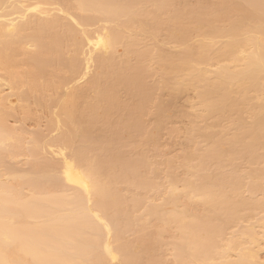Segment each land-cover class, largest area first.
<instances>
[{
	"label": "bare ground",
	"instance_id": "obj_1",
	"mask_svg": "<svg viewBox=\"0 0 264 264\" xmlns=\"http://www.w3.org/2000/svg\"><path fill=\"white\" fill-rule=\"evenodd\" d=\"M217 1H219L217 4L215 0L214 2L212 1L213 4L209 0L206 2L203 0L200 1L202 2L201 4H198L199 2L196 0V2H198L196 3V6L198 5L197 9H194L192 4L188 5L186 3L187 6H192L190 10L186 6L187 11L186 8H183V10L174 8L176 7V5H174L175 0H69L68 9L71 8L70 10H73L72 12L78 11L81 12V14L83 12L82 16H85V13H91V15H93H87L89 16L87 18L85 16V22L88 23V26L84 24V27H90L91 29L95 28V26H93L94 24H91V20L97 25L96 19L99 23H103L100 27L95 28L96 30L92 29L94 31L86 28L83 29L81 24L80 27L83 29V32L80 35L77 34L75 25L74 30L76 33H71L73 30L71 27L66 26V28H69L68 32L66 28L65 31L62 29L65 25L61 28L63 32H66L67 38H65L67 41H71L73 38L71 41L72 43L74 42L73 45L81 49L87 47L84 48L86 51L83 49V51H81L78 48V50L81 51L79 52L78 50H72L76 46H71L73 48L70 51H74V53L69 59L66 58L68 59V67L71 69V73L69 72L70 78L71 75H75L76 71L79 69L84 72V76L86 75L87 78L90 76L92 77V75H90L92 73H90V70L92 71L95 66H97L99 70L102 69L101 72L95 73V76H93L94 79H92L96 97L86 104V109L84 111L83 109L80 110V108L79 110L81 112H78L77 105H79V103H77L78 100L76 99H78L81 93L77 95H75V93L73 95L74 92L72 93V91L69 90L73 87L71 86L68 90L72 94L67 92L68 97L67 93H65L68 99L59 105L60 108L57 111L58 115H56L58 122L55 119L56 117H54L55 113L54 115L51 113L49 116H53L52 119L54 118L53 121L50 119L52 121L50 125H55L58 128L59 124L57 123H60L64 124L67 128L66 130L62 129L64 133L66 132L64 135H61L59 132L61 137H57L58 145L56 146L58 148L63 147L71 150V155L69 157H65L64 155V158L62 157L63 160L61 159V150L56 148V151H52L55 155H61H58V157L60 156L59 159L61 162L58 167H60L53 177L47 178L50 171H45L46 174H48L46 177V174H42L44 171H42V173L39 172L40 169L38 170L39 173H35L37 170H33L34 172L31 171L34 173L35 177H29L30 179H26V181L21 184H18L19 181L17 184H14L15 176L14 179H12L14 180L13 182L10 178L3 181L2 177H0V264H165L162 262V258L157 256L156 252L154 254V246L157 251L156 245L158 243L155 238H162V236L164 237L163 233H169L172 230H176L179 234H177V237L175 234L172 235L173 231L169 233L172 235L170 236L173 239H171L173 242L171 241L170 243H175L173 245L175 249L174 257L177 264H264L260 258L261 253H264V192H262L264 191V186H262L264 185V179L262 175L260 176L259 173H256L258 171L255 169L244 170L246 174L242 173L243 170L240 171L241 168H239V164L237 165V161H243V159L245 160L244 163H247L249 166L257 165V163L263 165L264 163V0ZM25 2L28 3L27 0ZM49 2L51 1L49 0ZM190 2L191 1H189V3ZM24 3L20 0H0V70H4V73L7 71L9 73H5L8 75L7 77L9 78L10 76V78H12L8 85L12 84L11 87H14L10 88V86L7 85V89H12L11 92L14 93L13 89L17 90L20 88L19 86H22L25 87L23 91L26 90V94H36L37 97L38 94L34 93L37 89L36 91L39 93L40 90V94H42L38 97L43 100V94L46 93L45 90L48 84L45 86L41 83L43 82L41 80H43V78L45 79V77L42 78L43 75L41 77H39V75L46 71V74H48L44 76L48 78V76H50V71L48 69L50 64L55 67L56 65L54 62L56 64L59 62L57 58L60 57L57 56L62 53L60 52L62 48H60V44L62 42L61 38H63L62 36L64 35V33L59 30L62 25V20H59L56 16L53 19L54 13L53 15H49V11H47L50 8L46 10L40 7L41 4L39 3H34V5H32L29 2L28 4H31L32 8H29V5L27 6L26 4L27 7L23 6ZM52 3L56 2L52 1ZM65 3L66 2H64L63 5H65ZM192 3L194 2L192 1ZM60 4L58 3L57 5L59 6ZM36 5L39 6L41 10L38 7H34ZM181 7H183V5H181ZM53 9L56 10V8ZM64 10L63 12H68L70 16L69 13L71 11ZM58 12H60V9ZM74 13L77 14V12ZM46 14L47 16H52V19L41 17L43 15L46 16ZM81 14L78 13V15ZM94 14L98 15L95 16V20H93ZM68 15H66V19ZM90 16L91 20L89 19V21L88 18H90ZM76 19L79 20V18ZM64 21L67 20L64 19ZM81 22L83 23V18ZM57 23L59 24L57 25ZM55 26L59 27L58 29L56 27V29L61 32L59 36L56 34L57 30ZM162 28H165L167 31ZM161 29L164 32L166 31L165 35L170 39L169 40L168 37L165 36V39L166 37L168 39L166 41L173 40L172 42L175 41L174 43L177 42V44L184 46L185 50H182L184 52H180V55L168 53L166 56L163 53L164 56H161L162 52H160V50L162 51V49L158 48L160 53L155 54L154 49H151L149 46L147 47L148 49L145 50L140 47L141 42H143L145 38L149 37L148 40H150V37L155 39L159 35V32L160 34L163 33ZM77 30L79 31L80 29ZM74 33L75 35H72ZM60 34L63 35L60 37ZM159 36L161 37V35ZM65 38L64 40H66ZM63 42H65L66 46L68 45L66 41ZM158 43H161L159 39ZM163 43L165 42L163 41ZM169 43L167 42V44ZM118 44L124 48L128 56L124 55L123 57L125 59L129 60V56H135L132 58L133 61L132 59L131 61L129 60L131 62L130 64H128L129 62L127 61V63L125 59L117 60L118 58H122V56H119L120 54H116L117 50L115 48L120 47ZM159 45L160 44H158V47H160ZM27 46H29V48L30 46L34 48H31L33 51L31 52L29 50V52ZM182 46H180V48ZM158 49L155 50L158 52ZM67 50L68 49L63 51L65 55H67ZM75 53L77 55H80L79 53L85 55V59L84 56L81 55L84 61L78 57V60L80 58L83 64L81 61L77 60ZM60 55L62 58L59 60L62 61L65 56H63L64 54ZM115 55L119 57L116 58ZM121 55H123V53ZM23 56H28V58L25 59L29 61L24 59L26 61L25 64L31 62L33 64H31L32 67L34 66V70L29 68L30 71H28L27 65L25 67L21 64L24 60L20 57ZM54 57L56 58L52 64ZM135 58H137L136 61L140 60L143 65L145 67L147 65V67L140 66L139 62L134 61ZM147 60L149 62H154L156 65L153 64L155 70L152 74H147L151 69H148V64L151 63ZM124 61V66H122V62ZM146 61L147 63H144ZM59 63L61 64V62ZM131 64H133V67H131ZM20 65L24 66L26 70L18 67ZM31 65H28V67H31ZM59 65L58 69L60 70L61 68ZM91 65L92 69H90ZM128 65L131 68H128ZM120 66L127 69H121ZM54 67H51L52 70ZM18 68L26 72H21L20 69L16 71ZM56 69L54 68V71H56ZM72 69L74 71H72ZM31 70L33 72H31ZM29 72L30 75H33L30 77L31 80H29ZM60 72H62L63 75L65 73L61 70ZM72 72L75 73L73 74ZM82 72L80 74L82 76L80 77L81 79L84 78ZM24 73L25 75H22ZM53 73L55 72H52L51 77ZM78 73L80 72H77L76 76H78ZM15 74H17V76ZM153 74H157V77L160 76L161 80L163 77L166 79L164 82L161 81V86L158 85L162 88L164 83L163 88H165V90L160 88L163 91H166V86L168 90V85L171 82L170 80H172V83H170L171 87L173 83L174 87L172 91H169H174L177 95L178 92L183 90L186 91V89L196 91L195 94H198L196 95L198 98H196L198 101V105L196 106H198L199 109L195 107L200 112L195 114V118L198 117L194 119L195 122L191 120L193 124L190 125H192L193 128L189 130V132L192 134L194 130H198V134H200L201 138L202 136L206 139H211L214 136L216 138L213 139V143L212 139L209 140L210 148L207 147L205 152L202 151L198 154H196L197 152H189L190 154L187 152V156L184 154V160L182 159L184 162L180 165H183V168L188 171V174L190 173V176L186 177L188 175L185 173V178L183 177V180L180 179V181L182 180L183 182V184L182 182L179 183L181 189L178 183H174L177 182L175 179L178 178H174L173 182H171L172 184L169 183L170 187L166 189L168 191L166 192L168 197L165 194L167 198L165 200L162 198L163 201L161 203L156 199L155 201L158 204L156 202L148 203L150 205H147L146 209H144L147 204L146 200H150L151 198L147 199L144 198L145 195L140 197L136 195L135 199L131 197V199L133 198L132 201L128 199L129 202H127V198H124L126 195L122 197V192H120V194L117 188L122 187L125 185L123 183L126 182L125 186H128V191H130V185V187L134 188V190L132 188L131 190L139 191V189H141L142 191L144 189L147 195V192L154 190L155 186H159L158 184L156 185L150 182L151 179H148L144 174L142 176V173H139L138 166L144 168V162L149 161L150 158L144 161L141 157L144 155V153H142L140 157L144 162L140 159L131 162V160L133 161L135 158L139 157L135 156V158L132 159L130 155L129 159H127L129 155L127 153L128 155H125H127L126 160L128 161H126L124 160V153L127 151H123V149L126 150L125 147L121 148V151L120 148L119 150L116 148L119 146L120 139L124 141L126 139L121 135L128 132L127 141L129 140V136H132L134 139L136 138L133 137V133L129 134V131L133 130H131V128H134V131L138 128V133L144 131L139 129V127L144 124V119H141V117H145L144 108L149 106L148 103L149 100H151L149 99L150 95H154L152 91H155L157 87L155 83H152L153 87L155 85V90H153L148 86L145 87L144 83L149 77L152 78ZM59 75H61V73H59L58 76ZM26 76L28 78L26 79L30 81L29 84H24V81L28 83L26 79L23 80ZM112 76H114L113 80ZM17 77H22L21 80H23L22 83L24 85L17 82L20 81ZM4 78L3 81L5 80ZM38 78H42L41 80L39 79L41 83L40 87L38 85L39 83L36 81ZM47 78L45 80L50 82V77ZM56 78L59 80V77ZM74 78L76 79L73 80L72 76L71 80L74 84L78 80L79 83L82 81L78 79V77ZM65 79L67 80L69 77L67 78L66 76ZM7 81L9 82V80ZM48 81L46 82L48 83ZM54 82L56 83L58 81L56 80ZM59 82L62 83V80L60 79ZM69 82L70 79L66 82L67 84L65 83L68 85L67 87L71 85L68 84ZM157 82L158 81H156V83ZM3 83H5V81ZM19 83L20 85L18 86ZM51 83H53V81L50 82L48 87L53 84L54 86L56 85L55 83L51 85ZM146 83H148V81ZM6 84L7 83L4 84L5 87ZM42 84L46 88L43 87ZM121 84L123 86L125 85V89L127 88L128 96L130 93L132 94H130L131 97L128 98L132 99V96L139 98V100L137 99L138 102L136 105V98L134 100V97V104L132 103V106L129 104V106L126 105L130 100L123 102V104L126 103L125 105L127 107L120 104L117 98V91L119 90L118 86L122 88ZM1 85L0 88L3 89ZM27 85L29 86L27 87ZM15 86L18 87L15 88ZM30 86L35 89H29L31 88ZM75 86L76 85H74V87ZM26 87L28 89H26ZM42 87L45 89L44 92ZM51 88L52 87L47 89L51 91ZM56 88L57 86H55V88L53 87V89ZM19 90L22 91V89ZM28 90H32L34 94L29 93ZM73 90L75 92L77 91V89ZM122 90L124 91V87ZM15 93L17 94V91H15ZM18 94L17 96H19ZM21 94H23V96H21ZM21 94V97L19 96L21 98L20 101L25 98L29 99L28 97H30L28 94V97L24 95V92H21ZM11 95L13 94L11 93L10 96ZM47 96L44 98L47 99ZM11 97H9V99ZM1 98L0 100H2ZM5 98L6 103H4L9 105L10 103L8 104L7 102L9 99H7V97ZM53 98H51L52 101L54 100ZM154 98L155 97H153V99ZM158 98L156 97V99ZM56 99L58 100V98ZM160 99L161 98H159V100ZM34 100L35 98L33 101ZM41 100L37 101L44 104L45 102L43 103V101L45 99L43 101ZM55 100L53 102H47L54 103L56 102ZM3 101L5 100L3 99ZM59 101L58 104L61 102ZM171 101L172 100H170V102ZM24 102L25 101H22V103ZM166 102L170 104V102ZM4 103L0 111L3 110L2 112H4L5 115L7 109ZM28 103L30 104L31 102ZM129 103L131 104V102ZM56 104H52V107ZM11 106L12 105H9V107H7L8 110H10ZM22 106L23 105H21V107ZM30 106L32 107V105ZM35 106L33 108H35ZM44 106H49V104H44ZM165 106L168 107L167 105ZM4 107L6 111H4ZM102 107L104 108V113L100 114L98 110ZM120 107H123V109H121L123 111H127L128 109V114L126 116L127 120H119V122H114V120L111 121L113 113L115 112L114 110H120ZM22 108H24V106ZM13 109H11V111H13ZM50 109L47 107L45 110L50 111ZM14 110H16L15 112L17 114V109ZM156 111V115L158 116V118L156 116L157 120L166 121V117H164L166 112H163L164 107L160 105L157 108L156 106ZM30 112L31 110L29 109L28 114H31ZM24 113L26 112L23 111L22 114ZM153 115H155V112ZM6 116L8 115L6 114ZM0 117V121H4L2 113H0ZM209 120L210 122L214 121V123L212 122V125L207 123V126L200 127L199 124H197L198 127L196 126V122L198 121L202 124ZM97 122L103 123L105 127L107 125V129L109 128L108 132H111V134L109 135L107 132L108 134L106 136L102 131L104 136L101 134L102 137H100L99 140H90V133H92L91 127ZM2 123H0V165L5 156V152L11 149L12 145L14 150H19L21 147L17 145L19 139L14 142L12 139L13 136H9L11 130L7 132L6 128L5 130L2 129ZM62 126L60 127L63 128L64 126ZM194 126L197 128L194 129ZM4 127L5 126H3V128ZM202 127L204 128L201 130ZM124 128L127 129L124 130V132H127L121 134ZM216 128L218 131H216ZM231 130L232 132H230ZM119 131H121V133ZM137 132H134V134ZM196 132L197 131L194 133ZM211 132H213V134ZM228 132L231 134L225 136ZM146 134L148 135V133ZM44 136L41 141L48 138V136ZM132 138H130L131 141L133 140ZM144 138L141 140L145 141L146 139ZM37 139L39 140L38 143H41L40 139ZM37 139L35 138V140ZM141 140L139 143L142 144ZM148 140L150 141V139L147 138V145L149 143ZM133 142L137 141L133 140L132 143H129L133 144ZM34 143L36 144L37 141ZM222 143H225L226 146L229 145L227 151L221 149L220 146ZM44 145L46 146V144ZM40 146L41 148L45 147L43 144H39V147L37 145L36 148H39H37L38 151L40 150ZM54 147V143L53 145L51 144L50 148H52V150ZM142 148H145V146ZM57 150L61 153H57ZM38 151L35 150V153ZM8 153L12 156L13 150H10ZM49 153L51 154V152ZM40 161H43V159L40 158ZM152 161L149 163H152ZM129 162H131V164H129ZM139 162L142 165H140ZM2 163V165L5 164L4 162ZM155 163L157 162L152 163V167H155ZM212 164H214L213 167H216L214 168L216 172H214V170V173H212V171L211 173L206 172L211 170L210 166H212ZM45 165H50L49 161L45 163ZM148 168L150 169L151 167ZM6 169L9 168L7 167ZM10 169L14 170L13 168ZM44 169L45 168H43V170ZM144 170L146 171V168H144ZM152 170L154 171V168H152ZM5 171L9 173L8 176L12 174L7 170ZM192 171L201 175L195 174V176H193ZM205 172L206 174L210 173V175H204ZM154 177L156 176H153V179ZM246 179L247 183L250 181V184H244L243 181ZM260 179L262 182L261 184L259 182ZM127 183L129 185H127ZM261 187L263 189H261ZM54 189L57 190V192H52ZM26 190L29 193H26ZM141 191L137 193L144 194V192L142 191V193ZM245 192L248 193V196H244ZM260 193L262 196L257 198ZM149 197L148 195V198ZM141 199H145V201ZM142 201H144L143 205L141 204ZM151 201H154V199ZM130 202H132V204H130L131 206H129ZM138 207H140L139 210L142 208L146 210L141 218L135 215L139 212L137 211ZM258 214L259 217L262 215V218L260 217L258 219V216L256 217ZM255 218L258 219L257 221H260L253 223L252 221H255ZM153 222L154 224L155 222L158 224L155 229L157 230L155 233L156 236L152 233V236L151 234L149 236L152 237V241L154 239L155 244H153L154 241L150 242V237L148 235L149 238L144 235L145 232L149 233V231L145 230H148L147 227H149V225H151L149 227L151 228ZM238 222L247 223V228H244V230L240 232L238 230L237 233L235 232L234 235L232 234L228 238H223L222 236L226 232L225 230H227L226 227L229 228V226L233 224V226L238 225ZM136 228L138 231L134 234L136 235L139 232V234L142 233L143 235L137 234L138 237L134 238V240L127 241L129 238H133L130 236ZM257 229H259L258 232ZM128 233L130 236L127 235ZM169 234L167 235L169 236ZM125 235L129 237L127 238ZM153 235L155 238H153ZM224 235H226V233ZM175 237H177V239ZM174 239H176V242H174ZM160 241V244L162 241L165 243L164 239H160Z\"/></svg>",
	"mask_w": 264,
	"mask_h": 264
},
{
	"label": "rangeland",
	"instance_id": "obj_2",
	"mask_svg": "<svg viewBox=\"0 0 264 264\" xmlns=\"http://www.w3.org/2000/svg\"><path fill=\"white\" fill-rule=\"evenodd\" d=\"M20 1H22V3H24L26 0H20ZM24 1V2H23ZM51 2H49V0H27V2L29 3H31L32 5H34V3L36 4V3H39V4H41L40 5V7H43L44 9H48V8H50V9H48L47 11H49L48 13H49V15H53V13H54V15H53V17L52 16H47V14H46V16L45 15H43V16H41L42 18L44 17V18H50V19H54L55 18V16H56V18L58 17V19L59 20H62V22H61V27H60V31L61 32H63V30L65 31V28H66V26H68V27H71L73 30H72V32L71 33H73V32H75L76 33V31H77V34H82V32H83V29H91L90 27H84V24H86L87 26H88V23L87 22H85V19L87 18V17H89V16H87V15H91V13H85L84 15L86 16V18H85V16H82V14H83V12H82V14H81V12H78V11H74V12H77V14H75L74 12H72L73 10H70V9H68V4H69V0L68 1H65V0H50ZM52 1L53 2H58L59 4L61 3L62 4V6H63V8H62V6H61V4L58 6L56 3H52ZM66 2L65 3V5H63V3L64 2ZM186 0H175V2H177V3H175L174 2V5H176V7H174V8H176V9H178L179 8V10H183V8H186V6H187V4L188 5H191L192 4V6L194 7V9L196 8H198L197 6H196V3H198V4H201L202 2H200V1H203V0H198V2H196V0H189V1H191L190 3H189V1H186ZM192 1L194 2V3H192ZM207 0H205V2H206ZM210 2H214V0H209ZM63 2V3H62ZM204 2V3H205ZM212 2V3H213ZM215 2H216V4H217V2H219V1H217V0H215ZM28 3H24L23 4V6H25V7H27L29 4ZM187 3V4H186ZM203 3V4H204ZM27 6H26V5ZM31 4L28 6L29 8H32L31 7ZM38 4V5H39ZM53 4H54V6H53ZM56 4V5H55ZM67 4V5H66ZM214 4V3H213ZM181 5H183V7H181ZM185 5V6H184ZM67 6V7H66ZM178 6V7H177ZM192 6H187L188 7V9L190 10V8H192ZM34 7H38V8H40L39 6H34ZM64 7H65V10H64ZM53 8H56V10L55 9H53ZM57 8H58V10L60 9V12H58V10H57ZM182 8V9H181ZM68 9V10H67ZM40 10H41V8H40ZM54 10V11H53ZM63 10L64 11H69L70 13V16L68 15V12H63ZM186 10H187V8H186ZM43 11V10H42ZM45 11V10H44ZM188 11V10H187ZM192 11V10H191ZM46 12V11H45ZM52 12V13H51ZM47 13V12H46ZM78 13L79 14H81V15H78ZM75 16H74V15ZM93 14V13H92ZM66 15H68L67 16V19H66ZM74 16V17H73ZM79 16V17H78ZM91 16H93V15H91ZM91 16H90V18H88V20L90 19L91 20ZM95 16H98V15H95L94 14V17H93V20H95L94 18H95ZM52 17V18H51ZM62 17V18H61ZM73 17V18H72ZM76 18H79V20L78 19H76ZM82 18H83V23L81 22L82 21ZM64 19L65 20H67V21H64ZM58 20V21H59ZM89 20V21H90ZM96 21H97V23H98V25L94 22V21H92L91 20V24L93 25V26H95V28H98V27H100L101 25H103V23L102 22H100V23H102V24H100L99 23V21L96 19ZM68 22H71V23H68ZM77 24H76V23ZM68 23V24H67ZM59 23H57V25H58ZM83 26H82V25ZM65 25V26H64ZM74 25L76 26V28L74 27ZM78 25V26H77ZM80 25H81V27L83 28H81L80 27ZM60 26V25H59ZM62 26H64V28H62ZM97 26V27H96ZM56 27L57 26H55V29H56ZM78 27V28H77ZM59 27H57V29H58ZM63 30H62V29ZM74 28L76 29V31L74 30ZM95 28H92V29H95ZM55 29H53L54 31H56ZM69 28H66V30H67V32L69 31L68 30ZM77 29H80L79 31L77 30ZM91 29V31H94V30H92ZM163 30H166L165 28H162ZM161 29V32L163 31ZM82 30V31H81ZM96 30V29H95ZM167 31V30H166ZM165 31V32H166ZM57 33V35L59 36V33H61V32H59L58 30L56 31ZM81 32V33H80ZM165 32L163 31V33H164V35H163V33H161L160 34V32H159V35H161V37L159 36H157L155 39H152L151 37H150V40H148V38H145V40H143V42H141V48L143 49L144 48V50L145 49H148L147 47L149 46L151 49L153 48L154 49V53L156 54V53H160V52H162L161 54V56H166L168 53H170V54H174V53H176V55L178 54V55H180L181 53L180 52H184V51H182L183 49L185 50V47L184 46H182V45H179V44H177V42L176 43H174V42H172L173 40H171V41H166V40H168L169 39V37L167 36V35H165ZM64 33V35L62 36L61 34H60V37L62 36L63 38H61V46H60V48L62 49H60V52H62V53H60V54H64L63 56H65L63 59H62V61H60L59 59L60 58H62V56L60 55V54H58V56L57 57H60V58H57L58 59V61L59 62H61V64L59 63V62H57V64L54 62V60H55V58L56 57H54L53 58V60H52V64H53V62H54V64L56 65L55 67H54V65H51L50 64V66H49V71H50V76H48V78H49V80H51V81H53V83H55L54 81H58V82H56L55 84V86H57V88L56 89H53V87L55 88V86H54V84L53 83H51V85L52 86H49L48 87V85H50V82L48 81V80H45L47 77L46 76H44L45 74H46V71H45V73L43 74H41V75H39V77H41L42 75V78L43 77H45V79L43 78V80H41L42 78H38L36 81L39 83H37L38 85H39V87L41 86L40 84L41 83H43L47 88H49L50 89V87H52L51 89V91L50 90H48L43 84V87H45L46 88V90L47 91H50V92H47L45 89H43V87H42V89H43V92H44V90H45V92L46 93H44L43 94V100H41L40 99V97H38V96H41L42 94H40V90H39V93L35 90L34 91V93H37L38 95H37V97H36V94H34L33 92H32V90L33 89H35V88H32L31 86V88H29V89H32L31 91L30 90H28L29 91V93H31V94H34V95H30V94H28V96H30V97H28L27 96V94H26V90L25 91H23L24 89H25V87H22V86H19L20 85V83L22 84V85H24V84H29L30 83V81L29 80H31L30 79V77H31V75H30V72H29V80H27L28 78H27V76L23 79V80H25L26 78V82L28 81V83H25V81H24V84L22 83L23 82V80H21V78L22 77H17L18 79H20V81H17V82H20L19 84H18V86L20 87L19 89H22V91L21 90H19V89H13V91H14V93L13 92H11L12 91V89H10V88H13V87H11L12 86V84L10 85H8V83H10V79H12V78H10V76H9V78L7 77L8 75H6L5 73L7 72H3L2 70H0V80L1 81H3V78L4 77H6V78H4L5 80V83H7L6 84V87L4 86V84L5 83H3V82H1L0 81V85H1V83H2V85H1V87H3V89H1L0 88V92H1V94H0V98L2 99V100H0L1 101V106H0V109H2L3 108V103L5 102L6 103V98L5 97H7V99H9V97H11V96H13V97H11L10 99H9V101L7 100V102H8V104L9 105H14L15 106V108H14V106L12 107H10V110H8V108L7 107H9V105H7V104H5L4 103V106H6V109H7V112H5L8 116H6V114L4 115V112H2V111H0V113H2V115H3V119H4V121H0V123H2L3 124V126H5L4 128H3V126H2V129L3 130H5V128H6V131L7 132H10V130H11V133L9 134V136L11 137V136H13L12 137V139H13V141L14 142H16V141H18V139H19V142H17V145L20 147H18L19 148V150H14V148L11 146V149H9L7 152H5V156H4V158H3V156H2V158H3V160H2V162H4L5 164L4 165H2L3 163L1 162V165H0V174H1V176L0 177H2V179H3V181H5L6 179H8V178H10V180H12V179H14V176H15V181L14 180H12V182L14 181V184L16 183H18V181H19V183L18 184H21L22 182H24V181H26V179H30L29 177H35L34 176V173H32L31 171H35V170H37V171H35V173L36 172H38V170H39V172H41L42 173V171H44V173H42V174H46V172L45 171H50V173H48L49 174V176H48V174H46V177L47 178H51V177H53V175L58 171V168L60 167H58V165H60V154H58V155H60L59 157H58V155L56 154H54V152H52V151H56V148H58L56 145H58L57 144V139L58 138H60L61 137V135H64L65 133L62 131V129H64V130H66L67 128L65 127V125L64 124H60V123H57V124H59V126H58V128L54 125H50V124H52V121H53V119H52V117H49L50 115H51V113H52V115H54V113H55V116L54 117H56L55 119H56V121L58 122V119H57V116L56 115H58L57 113V111H58V109L60 108L59 107V105L62 103V102H64V101H66L68 98H66L67 96H68V93L69 94H72L73 92V95L75 94V95H77L78 93H81V95L80 96H78V99H76V100H78L77 101V103H79V105H77V110H78V112H81L80 110H82L83 109V111L86 109V104L88 103V102H90L91 100H93L95 97H96V92H95V88L93 87V84H92V79H94V77L93 76H95V73L97 74L98 72H101L102 71V69H98L97 68V66H95L93 69L91 68L92 67V65L90 66V69H92V71L90 70V73L92 72L93 73V70H94V73L92 74H90V73H86V74H90V75H92V77L90 76V77H88V78H90V79H88L87 77H86V75L84 76V72H82L80 69L79 70H77L76 71V73H75V75H71V78H70V73H71V69H70V67H68V59H69V57H72V55H73V53H74V51L72 52V51H70L73 47H71V46H76V45H73V43L71 42L72 41V39H71V41H67V35L65 34L66 32H63ZM70 33V34H71ZM75 33L74 34H72V35H75ZM168 33V32H167ZM166 33V34H167ZM77 34H76V36H77ZM69 35V34H68ZM78 35V36H79ZM163 36V37H162ZM165 36H167L168 37V39H167V37H166V39H165ZM194 36V35H193ZM192 36V38L194 39V37ZM66 37V38H65ZM69 37H70V35H69ZM68 37V38H69ZM64 38L66 39V40H64ZM161 38V39H160ZM163 38H164V40H163ZM152 39V40H151ZM158 39H159V41L161 42V43H158ZM70 40V39H69ZM155 40V41H154ZM170 40V39H169ZM63 41H66V43L68 44L67 46H66V44H65V42H63ZM163 41L165 42V43H163ZM71 44H69V43ZM148 42V43H147ZM154 42H155V45H154ZM157 42V43H156ZM167 42L169 43V44H167ZM146 44V45H145ZM152 44V45H151ZM158 44H160L159 46L160 47H158ZM162 44V45H161ZM165 44H167V45H165ZM62 45H65L66 46V48H65V46H62ZM119 46H120V44H118ZM117 45V46H118ZM144 45H145V47H144ZM156 45H157V47H156ZM116 46V47H117ZM154 46H155V48H154ZM162 46H164V47H162ZM180 46H182L181 48H180ZM68 47H70V48H68ZM123 47H124V43H123ZM123 47H117V48H115L117 51V55L118 54H120L119 56H122V58H118L119 56H117V55H115V57L116 58H118L117 60H121V59H125L123 56L125 55V56H127L126 55V53H125V51H124V48ZM139 47V48H140ZM32 47L30 46V48H29V46H27V50L29 51H33L32 49H34V48H32ZM76 48V49H75ZM78 48L79 47H74L72 50H78ZM84 48H87V47H84ZM84 48H82L83 50H85ZM123 48V49H122ZM140 48V49H141ZM162 49V51L160 50V52H159V49ZM168 49L167 50V52H166V50H164V49ZM65 49V50H64ZM66 49H68L67 50V55H65V52H63V51H66ZM81 51H83L81 48H79ZM158 49V52L156 51V50ZM80 50H78L79 52H81ZM164 50V51H163ZM29 51V52H30ZM78 51H77V54H78ZM86 51V50H85ZM152 51V50H151ZM71 54H70V53ZM115 52V51H114ZM69 53V54H68ZM83 53H85V52H83ZM123 53V55H121ZM163 53H164V55H163ZM166 53V54H165ZM180 53V54H179ZM76 53H75V55L77 56H75L76 58H77V60H78V57H80L81 59L83 58L82 56H84V59H85V55H83V54H81V53H79L80 55H77ZM155 54H154V56H155ZM82 55V56H81ZM68 56V57H67ZM134 56V55H133ZM24 57V56H23ZM20 57V58H22L23 60L25 59V58H28V56L26 57ZM128 57V56H127ZM126 57V58H127ZM135 57V56H134ZM134 57H132V55L131 56H129V60L131 61V59L132 58H134ZM19 58V59H20ZM66 58H68V59H66ZM79 58V60L78 61H81V59ZM21 59V60H22ZM57 59H56V61H57ZM26 61L28 60V59H25ZM24 60V62H22L21 64H23L25 67H26V65H27V70L28 71H30L29 70V68L30 69H32V70H34V66L32 67V63L31 62H29L28 64H25L26 63V61ZM64 60V61H63ZM65 60H67V61H65ZM83 60V59H82ZM117 60H115V61H117ZM129 60H127V59H125V61L128 63V64H130L131 62L129 61ZM137 60V58H135L134 59V61H136ZM29 61V60H28ZM84 61V60H83ZM83 61H81L82 62V64H83ZM123 61V60H122ZM125 61L124 62H122L123 63V65L122 64H120V65H122V66H124V63H125ZM132 61H133V59H132ZM148 61V60H147ZM147 61L146 62H144V63H147ZM154 61V60H153ZM118 62V61H117ZM120 62V61H119ZM136 62H139L140 64V66H142V67H145L144 65H143V63L139 60V61H136ZM135 62V63H136ZM149 62V61H148ZM126 63V64H127ZM133 63V62H132ZM149 63H151V64H148L149 66H148V69H150V71H149V73H147V74H152V72L154 73V62H149ZM32 64V65H31ZM60 64V65H59ZM116 64V63H115ZM136 64H138V63H136ZM154 64V65H153ZM28 65H31V67H28ZM58 65L60 66V70L61 71H63V72H65L64 73V75L62 74V72H60V70L58 69L59 67H58ZM118 65V64H117ZM133 64H131V67H133L132 66ZM146 65V64H145ZM150 65H152V66H150ZM24 66H18V67H21V68H24ZM54 67L55 69H56V67H57V69L59 70H57L56 69V71H54V68H53V70H52V68L51 67ZM65 66H67V67H65ZM69 66H71V65H69ZM93 66H94V64H93ZM119 66V65H118ZM126 66V65H125ZM156 66V65H155ZM131 67H129V65H128V68H131ZM146 67H147V65H146ZM145 67V68H146ZM17 68V67H16ZM21 68H18L17 70L16 69H14V70H16V71H19V69H20V71L21 72H26V71H24V70H26L25 68H24V70H22ZM66 70H64V69ZM72 68V67H71ZM82 68V67H81ZM120 68L121 69H124V70H126L127 68H123V67H121L120 66ZM51 69V70H50ZM68 69V70H67ZM83 69H84V67H83ZM82 69V70H83ZM97 69H98V71H97ZM14 70H13V72H14ZM31 70V72H33ZM47 70V69H46ZM70 70V71H69ZM27 71V72H28ZM48 71V72H49ZM68 71V72H67ZM72 71H74L73 69H72ZM12 72V73H13ZM21 72H20V74H21ZM52 72H55V73H53V75H52V77H51V74H52ZM70 72V73H69ZM77 72H80V73H78V76H76L77 75ZM81 72L83 73V77L84 78H80V77H82L80 74H81ZM17 73V72H16ZM59 73H61V75H59L58 76V74ZM67 73H69V74H67ZM73 73V72H72ZM73 73V74H74ZM110 73H111V69H110ZM7 74H9L8 72H7ZM18 74H19V72H18ZM48 74V73H47ZM46 74V75H47ZM142 74V73H141ZM158 74V73H157ZM154 75L153 74V77L151 78V77H149L148 75V77L150 78H148V80H146V82L148 81V83H146L145 81V87L146 86H148V87H150V88H152L153 90H155V85L157 86L156 87V92H157V94H156V92L155 91H152V93L154 94L153 96H151L150 95V98L149 99H151V100H149V103H148V105L149 106H146L144 109V114H145V117L143 116V118L141 117V119H144L143 120V125L141 126V127H139V129L141 130V131H143L142 133L140 132V133H138L137 131H139L138 130V128H137V130H135L134 131V128H131V130L132 131H129V134H132L133 135V137H136L135 139L134 138H132V136H129V142H131L132 143V141L134 140V141H137L138 143L140 142V140L142 139V138H144V137H146V138H144V139H146L147 140V138L148 139H150V141H149V143H148V145L146 144V140L144 141V140H141L142 141V144H143V146H145V148H142L143 146H142V144L141 143H137V142H133V144H131V143H129L128 141H127V137H128V132L126 133V132H124V130H127L126 128H124V129H122L121 131H122V133H121V131H119L121 134H124V133H126V134H124V135H121V136H124L126 139H125V141L124 140H119L120 142H119V146H118V144H117V146H115V147H117L116 149L117 150H119V148H120V151L122 150L121 148H123V147H125V149L126 150H124L123 149V151H127L126 153H124V155L125 154H127L128 155V158L127 159H129V156H130V158L132 157V159L133 158H135V156L136 157H139V158H135V160H131V162H135L136 160L138 161L139 159L141 160V157H142V159L144 160V161H146V159L148 158H150V160L149 161H146V162H144V161H142V162H144V165L145 166H143L144 168H146V171L144 170V168H141V166H138L139 167V173L141 174L142 173V176H143V174L145 175V176H147L148 177V179H151V181L150 182H153V183H155L156 185L158 184L159 186H155V188H154V190H150V192H147L148 194L146 195L145 194V192H146V190H142L143 192H144V194H139V193H137V192H140L141 191V189H139V191L138 190H136V191H133L134 190V188L133 187H130V185L127 183V185H129V188H130V191H128V189H127V187L128 186H125L126 185V182H124L123 184H125V185H123L122 187H119V188H117L118 189V191H119V193L120 192H122V197H123V195L125 196L124 198H127V202H129L128 201V199L130 200V201H132V199L134 198H136V195H139V196H137V197H140V196H143V195H145L144 196V198H147V199H150V200H146L147 201V204H146V206L144 207V209H146V207H147V205H150V204H148V203H155L156 201V199H157V201L158 202H162L163 200H165L167 197H168V195H167V193L166 192H168L166 189L168 188V187H170L169 185V183H171V182H173V180H174V178H178V179H175V181H177V182H174L175 184L176 183H181L182 182V180L185 178V173L188 175V176H186V177H189L190 176V173L188 174V171H186V169H184L183 168V165H180V164H183V162L184 161H182V159L185 157V156H187L188 154H187V152L189 153H196V154H198V153H200V152H205L206 151V148L207 147H209V145H210V141L209 140H211L212 139V143H213V139H215L216 137L214 136L213 138H211V139H206V138H203V136H202V138H201V136H200V134H198L199 132H198V130H194L195 128H197L198 126H197V124H199L200 125V127L201 126H207L208 124L207 123H209V125H212V122L214 123V121H211L210 122V120L209 121H207V122H203V121H201V122H203L202 124L200 123V121H198V122H196V126L197 127H195L194 126V132L195 131H197L196 133H194V132H192V134L189 132V130H191L192 128H193V126L192 125H190V124H193V123H191V120H192V122H195L194 121V119H197L198 117H196L195 118V114L196 113H199L200 111H198L197 110V108L199 109V107L198 106H196V105H198L197 103H198V101H197V97H196V95H198V94H195V90H192V89H186V91L185 90H183V91H180V92H178V95L176 94V93H174V91L173 92H171L172 91V88L174 87V83L172 84V87H171V85H170V83H172V80H170L169 82V85H168V90H167V84L165 85L166 86V91H163V90H165V88H163V86H164V83H163V86H162V88L161 87H159V86H161L162 84V82H164L166 79H164V77L162 78V80L160 79V76L159 77H157L158 75ZM6 75V76H5ZM16 76H17V74H15ZM22 75H25V73L24 74H22ZM21 75V76H22ZM27 75V74H26ZM54 75H55V77H54ZM63 75V76H62ZM143 75V74H142ZM160 75V74H159ZM12 76H13V74H12ZM33 76V75H32ZM61 76V77H60ZM66 76H67V78L69 77V79H70V82L68 83V84H71V85H69V87H67L68 85H66L67 83V81H69V79H65L66 78ZM72 76H73V80L74 79H76V78H74V77H78V79H81L82 81L79 83L78 81H76L75 82V84H74V82L73 81H71L72 80ZM144 76V75H143ZM151 76V75H150ZM55 79H54V78ZM56 77H59V80L61 79L62 80V83H60L59 82V80H58V78H56ZM63 77V78H62ZM86 77V78H85ZM117 77V76H116ZM141 77V76H140ZM145 77H146V72H145ZM2 78V79H1ZM35 78V77H34ZM47 78V79H48ZM54 80H53V79ZM108 78H110V77H108ZM144 78V77H143ZM142 78V79H143ZM159 78V79H158ZM33 79V78H32ZM39 79L41 80V81H43V82H41L40 83V81H39ZM64 79H65V81H64ZM88 79V80H87ZM114 79V76H112V80ZM164 79V80H163ZM7 80H9V82L7 81ZM17 80V79H16ZM89 80H91V81H89ZM35 81V82H36ZM46 81H48V83L46 82ZM156 81H158L157 83H156ZM162 81V82H161ZM46 83V84H45ZM64 83V84H63ZM66 83V84H65ZM83 83V84H82ZM152 83L154 84L155 83V85H154V87L152 86ZM160 83V84H159ZM59 84V85H58ZM61 84V85H60ZM147 84V85H146ZM150 84V85H149ZM7 85L8 86H10V88L9 89H7ZM66 85V86H65ZM74 85H76L75 87H77V88H75L74 87ZM79 85V86H78ZM85 85H87V86H85ZM122 85V84H121ZM159 85V86H158ZM18 86H15V88H17ZM26 86V85H25ZM29 85H27V87H28ZM63 88H62V87ZM71 86H73L72 88H71ZM81 86V87H80ZM83 86V87H82ZM26 87V89H28ZM59 87V88H58ZM79 87V88H78ZM85 87H86V89H85ZM91 87V88H90ZM119 87V88H118ZM117 88L120 90H118L117 91V98H118V100H119V102H120V104L123 106H125V107H127L126 105H130V106H132L133 104H134V100H135V98H136V102H135V105H136V103L138 102L137 101V99L139 100V98H137V97H134V96H132V99L131 98H128V97H131V95L129 94V96L127 95V93H128V91H127V88L125 89V85L123 86L122 85V88H120V86H118ZM123 87H124V91L122 90L123 89ZM159 87V88H158ZM62 88V89H61ZM65 88V89H64ZM68 88H71V89H69L70 91H72V93L71 92H69V90H68ZM163 89V90H161V89ZM41 89V88H40ZM73 89H77V91L75 92ZM67 90V91H66ZM79 90H81V91H79ZM126 90V91H125ZM169 90H171V91H169ZM15 91H17V94H18V92H19V96H20V94H21V92L23 93L24 92V95H26L29 99H24V100H22V101H25V102H27V103H22V101H20V97L21 96H23V94H21V96L19 97V96H17V94L15 93ZM84 91V92H83ZM160 91V92H159ZM162 91V92H161ZM185 91V92H184ZM194 91V92H193ZM13 94V95H11L10 96V94L11 93ZM42 92V93H43ZM68 92V93H67ZM121 92V93H120ZM10 93V94H9ZM48 93H49V95H48ZM65 93H67V96H66V94ZM172 93H173V95H175V96H173L172 95ZM14 94H16V95H14ZM48 96H47V95ZM44 95H46L48 98L46 99V98H44V97H46V96H44ZM169 95V96H168ZM16 96V97H15ZM25 96V97H26ZM51 96V97H50ZM54 98H53V97ZM69 97V96H68ZM133 97H134V100H133ZM153 97H155L154 99H153ZM156 97L158 98H161L160 100L163 102H161L160 100H159V98L158 99H156ZM175 97V98H174ZM35 98V100L37 99V100H41V101H43V103L45 104V105H48L49 104V106H44V104H42L41 102H39V101H33V99ZM49 98H50V100H51V98H53L54 100L56 99V98H58V100L56 99L55 101L56 102H54L56 105L54 106V107H52V104L54 105V103H50V102H53L52 100L50 101L49 100ZM62 98V99H61ZM81 98H83V99H81ZM121 98V99H120ZM165 98H167V99H165ZM171 98V99H170ZM173 98V99H172ZM197 98V99H196ZM3 99L5 100V101H3ZM61 99V100H60ZM156 99V100H155ZM163 99V100H162ZM168 99H170V100H172L171 102H170V100H168ZM19 100V101H18ZM61 102H60V101ZM128 100H130V101H128ZM159 100V101H158ZM168 101V102H170V104L169 103H167L166 101ZM47 101H50L49 103L47 102ZM58 101L60 102L59 104H58ZM81 101V102H80ZM128 101V102H127ZM152 101V102H151ZM19 102V103H18ZM28 102H31L30 104L28 103ZM33 102H35V103H33ZM123 102H127V104L126 103H124L123 104ZM129 102H131V104L129 103ZM35 104V105H33V104ZM47 103V104H46ZM81 103V104H80ZM133 103V104H132ZM196 103V104H195ZM17 104V105H16ZM40 104V105H39ZM126 104V105H125ZM195 104V105H194ZM21 105H23L24 106V108H22L21 107ZM26 105H28V106H26ZM30 105H32V107L30 106ZM58 105V106H57ZM83 105V106H82ZM128 105V106H129ZM135 105H134V107H135ZM160 105H162L163 107H164V111L163 112H166V115H164V117H166L165 118V120L166 121H163V120H157V118H158V116L156 115V112L158 111H156V106H157V108L160 106ZM165 105H167L168 107H166ZM26 106V107H25ZM35 106V108H33ZM38 106H40V107H42V108H40V107H38ZM80 106V107H79ZM197 108H196V107ZM2 107V108H1ZM21 107V108H20ZM28 107V108H27ZM44 107V108H43ZM47 107H48V109H50V111H47V110H45V109H47ZM125 107H124V109H125ZM17 109V114H16V110H14V109ZM19 108V109H18ZM39 108H40V110H39ZM81 108V109H80ZM131 108H133V107H131ZM4 109H5V107H4ZM6 109L4 110V111H6ZM11 109H13V111H11ZM23 109H25V110H23ZM29 109L31 110V114H28V112H29ZM33 109V110H32ZM42 109V110H41ZM55 109V110H54ZM80 109V110H79ZM120 110L121 109H123V107L121 108H119ZM127 109V108H126ZM27 110H28V112H27ZM35 110V111H34ZM37 110H39V111H37ZM55 111V112H53V111ZM114 110L115 112V114L113 113V116H112V119H111V121L112 120H114V122H119V120L120 121H125V120H127L126 118V116H127V111H128V109H127V111H123V110ZM147 110V111H146ZM153 110H155V111H153ZM20 111V112H19ZM26 112V113H24V114H22V112ZM36 112V113H34V112ZM123 111V112H122ZM153 111V112H152ZM49 114H48V113ZM100 112V114H102V113H104V108L102 107L100 110H98V113ZM121 112V113H120ZM154 112H155V115H153L154 114ZM11 113H13V114H11ZM21 113V114H20ZM119 113V114H118ZM124 113V114H123ZM33 114H35V115H33ZM118 114V115H117ZM143 114V115H144ZM164 114V113H163ZM162 114V115H163ZM24 115H26V116H24ZM29 115V116H28ZM31 115V116H30ZM39 116V117H38ZM156 116H157V118H156ZM185 116V117H184ZM188 116H190V117H188ZM192 116V117H191ZM1 118V117H0ZM169 118V119H168ZM2 119V120H3ZM52 121H51V120ZM140 119V120H141ZM162 119H163V117H162ZM50 120V121H49ZM5 122V123H4ZM54 124H56L55 122H53ZM140 123H142V122H140ZM161 124V125H160ZM205 124V125H204ZM207 124V125H206ZM65 127H63V126ZM156 125V126H155ZM60 126H62L63 128H61ZM143 126H144V129H143ZM192 126V127H191ZM50 127H51V130H50ZM55 127V128H54ZM153 127H154V129H153ZM191 127V128H190ZM204 127H202L201 128V130L203 129ZM230 128V127H229ZM61 129V130H60ZM107 125H106V127L103 125V123H101V122H97V123H94L93 125H92V127H91V131H92V133H90V135H91V137H90V140H93V139H95V140H99L100 139V137H102V136H104V135H106L107 136V134L109 133V135L111 134V132H108V130H109V128L107 129ZM136 129V128H135ZM160 129V130H159ZM215 129V128H214ZM230 129H232V128H230ZM229 129V130H230ZM50 130V131H49ZM149 130H150V132H149ZM200 130V129H199ZM229 130H227V131H229ZM5 131V132H6ZM90 131V132H91ZM104 132V135H103V132ZM137 132V133H135L134 134V132ZM211 131V130H210ZM216 131H218V129L216 128ZM226 131V132H227ZM6 132V133H7ZM50 132V133H49ZM59 132L61 133V135L59 134ZM102 132V133H101ZM108 132V133H107ZM119 132H118V134H119ZM151 132H152V135H151ZM230 132H232V130L230 131ZM146 133H148V135L146 134ZM212 134H213V132H211ZM216 133H218V132H216ZM8 134V133H7ZM12 134V135H11ZM41 134V135H40ZM101 134H102V136H101ZM214 134H215V132H214ZM231 133H229L228 132V134H226L225 136H228V135H230ZM39 135V136H38ZM48 136V140L46 141V140H44L45 141V143H44V141H41V140H43V136ZM108 135V136H109ZM137 135V136H136ZM146 135V136H145ZM193 135V136H192ZM197 135V136H196ZM36 136H38V137H36ZM42 136V137H41ZM44 136V137H45ZM120 136V137H121ZM190 136V137H189ZM40 137H41V139H40ZM58 137V138H57ZM124 137H123V139H124ZM152 137V138H151ZM35 138L37 139V138H39L40 139V141H41V143H38L39 142V140L37 139V140H35ZM53 138V139H52ZM122 138V137H121ZM130 138H132L133 140L131 141L130 140ZM191 138V139H190ZM193 138V139H192ZM21 140V141H20ZM37 141V145H38V147H39V144H43V146H45L44 144H46V146L48 147H43V148H41V146H40V150H41V152H40V150L38 151V149L36 148V144L34 143L35 141ZM51 140V141H50ZM194 142H193V141ZM34 141V142H33ZM53 141V142H52ZM122 141H124V142H122ZM127 141V143L125 144V142ZM47 142V143H46ZM122 142V143H121ZM153 142V143H152ZM24 143V144H23ZM34 143V144H33ZM53 143H54V145H55V147L53 148V150H52V148H50V146H51V144L53 145ZM135 143V144H134ZM211 143V144H212ZM32 144V145H31ZM50 144V145H49ZM123 144H125L124 146H122ZM146 144V145H145ZM225 143H222V145L220 146L221 147V149L223 150V149H225L224 151H227L228 149H229V145H227L226 146V144L224 145ZM36 145V146H35ZM35 146V147H34ZM120 146H122V147H120ZM9 148H10V146H9ZM27 149V152H26V149ZM29 148V149H28ZM45 148H47V149H45ZM61 148V149H60ZM60 148H58L59 150H61L62 151V156H61V159H62V157L65 155V157H69L70 155H71V150H69V149H65V148H63V147H60ZM210 148V147H209ZM23 149V150H22ZM25 149V150H24ZM48 149H50V150H48ZM145 149H147V150H145ZM10 150H13V154H12V156H11V154H9L8 152L10 151ZM22 150V151H21ZM35 150L36 151H38L37 153H35ZM64 150V151H63ZM20 153H19V152ZM48 153H47V152ZM58 151V150H57ZM122 151V152H123ZM2 152V151H1ZM23 152V153H22ZM31 152V153H30ZM49 152H51V154L49 153ZM65 152V153H64ZM2 153H4V152H2ZM8 155H7V154ZM21 154V155H19V154ZM57 153H61L60 151H58ZM142 153H144V155L143 156H141L140 157V155L142 154ZM189 153V154H190ZM33 154V155H32ZM146 154V155H145ZM184 154H185V156H184ZM6 155H7V157H6ZM9 155H10V157H9ZM32 155V156H31ZM43 155H45V156H43ZM50 155V156H49ZM51 155H53V156H51ZM123 155V154H122ZM127 155H125V159L124 160H126V156ZM158 155V156H157ZM33 156H35V157H33ZM50 157V158H48V157ZM146 156H148V157H146ZM146 157V158H145ZM6 158V159H5ZM40 158H42L43 159V161H40ZM54 158V159H53ZM64 158V157H63ZM4 159H5V161H4ZM45 159H46V161H45ZM52 159V160H51ZM147 159V160H148ZM59 160V161H58ZM63 160V159H62ZM152 160H154V161H152ZM156 160V161H155ZM184 160V159H183ZM48 161H49V164L50 165H45V163H48ZM53 161V162H52ZM126 161H128V160H126ZM150 161H152V163H154V162H157V163H155L154 165H155V167H152V163H149ZM238 161H239V163H238ZM237 161V165L239 164V168H241V170L240 171H242L243 170V172L242 173H244V174H246L245 172H244V170L245 171H247V170H249V169H255V170H257L258 172H256V173H259L260 174V176L262 175V177H263V179H264V163H263V165L262 164H258L257 163V165H254V166H249L247 163H244V159H243V161H241V160H238ZM44 162V163H43ZM58 164H57V163ZM131 162H129V164H131ZM182 162V163H181ZM43 163V164H42ZM138 163V162H137ZM168 163V164H167ZM172 165H171V164ZM139 164H140V162H139ZM167 164V165H166ZM140 165H142V164H140ZM148 165H150V166H148ZM153 165V166H154ZM213 165L214 164H212V166H210V171H206V172H210L211 173V171H212V173H214V172H216V170L214 169V168H216V167H213ZM1 166H2V168H1ZM42 166H43V168H45L44 170H43V168H42ZM157 166H158V168H157ZM172 166V167H171ZM182 166V167H181ZM9 168V169H6V168ZM148 167H151L150 169L148 168ZM169 167V168H168ZM183 168V169H181V168ZM212 167H213V169H212ZM10 168H13L14 170H11ZM48 168V169H47ZM152 168H154V171L152 170ZM157 170H156V169ZM170 169H171V171H170ZM5 170H7V171H9V172H11L12 174L14 173V172H16V173H14V174H16V175H14L13 174V176H12V174L11 175H9L8 176V174L9 173H7ZM53 170V171H52ZM150 170H152V171H150ZM213 170H214V172H213ZM33 171V172H34ZM48 171V172H49ZM145 171V172H144ZM38 172V173H39ZM158 174H157V173ZM193 172V171H192ZM206 172L204 173V175L206 174ZM26 173H29V174H26ZM146 173V174H145ZM152 173H153V175H152ZM203 173V172H202ZM210 173H208L209 175H210ZM31 174H33V175H31ZM172 174V175H171ZM195 174L196 173H194L193 172V176H195ZM208 174H206V175H208ZM23 175V176H22ZM25 175H26V177H25ZM29 175V176H28ZM31 175V176H30ZM150 175V176H149ZM175 175V176H174ZM196 175H201V174H196ZM212 175V174H211ZM214 175V174H213ZM17 176V177H16ZM144 176V177H145ZM153 176H156V177H154V179H153ZM24 177V178H23ZM171 178V179H169V178ZM184 177V178H183ZM5 178V179H4ZM260 178V177H259ZM1 179V180H2ZM17 179V180H16ZM19 179V180H18ZM25 179V180H24ZM180 179H182L181 181H180ZM248 179V178H247ZM247 179L245 180V181H243L244 182V184H250V181H249V183H247ZM262 179V178H261ZM261 179H260V184L262 183L261 182ZM155 182H154V181ZM166 180V181H165ZM249 180H251V179H249ZM170 181V182H169ZM180 181V182H179ZM246 182V183H245ZM252 182V181H251ZM258 182V183H259ZM172 184V183H171ZM182 184H183V182H182ZM181 184V185H182ZM263 184H264V182H263ZM118 185V184H117ZM120 185H121V183H120ZM259 185V184H258ZM119 186V185H118ZM178 186V185H177ZM262 186H264V185H262ZM126 187V188H125ZM157 187V188H156ZM179 187H180V189H181V186H180V184H179ZM178 187V188H179ZM131 188L133 189V190H131ZM127 189V190H126ZM261 189H263L262 187H261ZM169 190V189H168ZM51 191V190H50ZM141 191V192H142ZM28 191L26 190V193H27ZM52 192H57V190H55L54 189V191L52 190ZM132 192V193H131ZM133 192H134V194H133ZM142 192V193H143ZM260 192V191H259ZM262 192H264V191H262ZM29 193V192H28ZM246 193V194H245ZM244 193V196H248V193L247 192H245ZM121 194V193H120ZM167 195V197H166V195ZM135 195V196H134ZM148 195L150 196L149 198H148ZM165 196V197H164ZM262 195H261V193L260 194H258V197L257 198H259V197H261ZM131 197H133L132 199H131ZM143 198V197H142ZM162 198H163V200H162ZM140 199V198H139ZM154 199V201H151V200H153ZM141 200H144L145 201V199H141ZM126 201V200H125ZM144 201H142V205H143V202ZM146 203V202H145ZM144 203V204H145ZM157 203V202H156ZM130 204H132V202H130L129 203V206H131ZM140 204V205H141ZM158 204V203H157ZM142 207V206H141ZM139 208L140 207H138V209H137V211H139L137 214H135V215H138L137 217L138 218H141V217H143V214H145V212H146V210H144L143 208L142 209H140L139 210ZM142 210V211H141ZM136 211V212H137ZM140 214V215H139ZM258 216V219L262 216H260L259 217V214L258 215H256V217ZM262 218V217H261ZM256 220L255 221H252L253 223L254 222H256L258 219L257 218H255ZM260 221V220H259ZM259 221H257V222H259ZM157 222H155V224H154V222H153V225H152V227L151 228H149L151 225H149V227H147L148 228V230L146 229L145 231H149V233L148 232H145V234L144 235H150L151 233L152 234H154L155 235V233H156V231L157 230H155L156 229V226L158 225V224H156ZM257 224V223H256ZM234 225V224H233ZM229 226V228L228 227H226V229L227 230H225L226 232V235H224L223 234V238L224 237H226V238H228V237H230L232 234L234 235V233L236 232H238V230H239V232L241 231V230H244V228H247L246 226H247V223H244V222H238V225H235V226ZM155 226V227H154ZM138 228H140V227H138ZM154 228V229H153ZM258 230L259 229H257V232H258ZM136 231H138V229L136 228L135 229V231L133 232V234L134 233H136ZM173 231V232H172ZM172 231H170V232H172V235H176L177 237H178V232L176 231V230H172ZM132 232V231H131ZM169 232V233H170ZM167 232H165V233H163L164 234V237L162 236V238L160 237V238H155V236L153 237V238H155V240H157L158 241V243H157V245H156V247H157V251H156V249H155V246H154V254H155V252H156V254H157V256H159L160 258H162L161 260H162V262H164L165 264H177V262H176V260H175V249H174V244L175 243H170L173 239H172V235L171 234H169V233H167V234H169V236L166 234ZM131 234V233H130ZM133 234L130 236L129 235V233L127 234V235H129L130 237H133L132 239H127V241L128 240H130V241H132V240H134V238H136V237H138V235H140V234H142V233H140L139 234V232L135 235L134 234V236H133ZM152 234H151V236H152ZM166 234V235H165ZM178 234V235H177ZM127 235H125V237H129V236H127ZM143 235V234H142ZM171 235V236H170ZM147 236V238H149ZM140 237V236H139ZM170 237V238H169ZM177 237H175L176 239H177ZM173 238H174V236H173ZM150 239V242L152 241L151 239H152V237H150L149 238ZM160 239L161 240H163L164 239V242L165 243H163V241H162V245L160 244ZM172 239V240H171ZM176 239H174V242H176L175 240ZM153 241H154V239H153ZM152 241V242H153ZM173 242V241H172ZM153 244H155V241L153 242ZM163 244H164V246H163ZM159 248H161V249H159ZM263 257V258H262ZM260 258H261V261L264 263V253H261V256H260ZM167 262V263H166Z\"/></svg>",
	"mask_w": 264,
	"mask_h": 264
}]
</instances>
